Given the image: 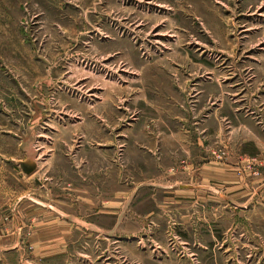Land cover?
<instances>
[{
    "label": "rangeland",
    "instance_id": "rangeland-1",
    "mask_svg": "<svg viewBox=\"0 0 264 264\" xmlns=\"http://www.w3.org/2000/svg\"><path fill=\"white\" fill-rule=\"evenodd\" d=\"M260 85L264 0H0V264H264Z\"/></svg>",
    "mask_w": 264,
    "mask_h": 264
},
{
    "label": "crops",
    "instance_id": "crops-1",
    "mask_svg": "<svg viewBox=\"0 0 264 264\" xmlns=\"http://www.w3.org/2000/svg\"><path fill=\"white\" fill-rule=\"evenodd\" d=\"M260 86H262L261 88H264V85H260ZM247 87H249V85ZM252 87L257 88V87H259V84L258 83H254V84H252ZM262 101L264 102V95H263ZM262 105H264V103ZM160 120H161V122L166 121V119L163 120L161 118H160ZM171 122H173V121H171ZM171 126L172 127H169V128L166 127L165 132L162 133L161 137H163V139L167 140V142L169 144H171V145L175 144L176 148L181 149V152L188 154V157H189V154L191 153L190 146H191L192 141H194V139L196 137V134H191L189 128H185L183 130L181 129L182 131L177 132V131H175L174 126L173 125H171ZM138 133H140V135L143 134L144 136H146L144 134V132H142L141 130ZM197 141L200 142V139L198 138ZM149 143H151V142H149ZM197 144L199 145L200 143H197ZM186 160H187L186 161L187 162L186 163L187 164V168L185 167V170H187V173H185V175H183V174L180 175L181 178L178 177V175L176 176V175L170 174L171 170L165 169L163 167H159L160 170L162 172H164L163 174L166 173L168 175V177L166 179V183L169 181V185H170L169 188L171 187V189H174V188L176 189V193L175 194L176 195L178 194L176 197H186L188 192L194 188L193 186H195V185H192V186L188 185V184H186L187 182L182 180L183 176H187V177L189 176V169H188L189 168V159H186ZM158 165H160V164L158 163ZM216 170H218V167H216L214 164H208V165H206L204 167L202 172H203L204 176L207 177V174H208V178L213 179L214 178L213 174H215ZM177 173L179 174V172H177ZM198 186H200V185H198ZM198 186H195V187H198ZM43 189L47 190L48 189V185H44ZM119 194L120 195L123 194L122 196H125L126 193L125 192H120Z\"/></svg>",
    "mask_w": 264,
    "mask_h": 264
}]
</instances>
